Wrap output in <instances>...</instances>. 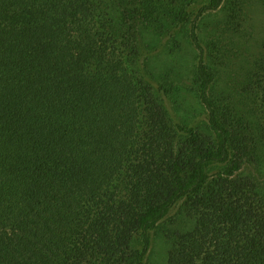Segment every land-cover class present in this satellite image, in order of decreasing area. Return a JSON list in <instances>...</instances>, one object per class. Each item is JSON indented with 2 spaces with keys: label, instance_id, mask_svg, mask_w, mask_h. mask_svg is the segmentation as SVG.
Segmentation results:
<instances>
[{
  "label": "trees",
  "instance_id": "16d2710c",
  "mask_svg": "<svg viewBox=\"0 0 264 264\" xmlns=\"http://www.w3.org/2000/svg\"><path fill=\"white\" fill-rule=\"evenodd\" d=\"M225 2L0 0V264H264V26L216 33L220 84Z\"/></svg>",
  "mask_w": 264,
  "mask_h": 264
},
{
  "label": "rangeland",
  "instance_id": "374dc122",
  "mask_svg": "<svg viewBox=\"0 0 264 264\" xmlns=\"http://www.w3.org/2000/svg\"><path fill=\"white\" fill-rule=\"evenodd\" d=\"M264 0H226L224 3V6L219 9L218 11H214L211 13H208L200 24V36L203 39L204 43H208L210 47V53L211 56H208V62L211 66H213L215 69H217L219 72V75L222 77L219 79L220 84H223V82L228 78V74H230V63L229 67L227 68L226 74L225 68L223 66V59H222V52L225 51L226 48L219 49L218 47H215L213 37L218 33L220 28H227L230 25L236 23L239 21L238 15L241 18V11L239 9L243 6L254 9L256 11H259L257 17L260 19L261 23L264 26V6L262 4ZM238 13V14H237ZM237 16V17H236ZM236 17V18H235ZM186 28L185 30H180L179 32V42H172L170 44V49L174 50H168V48L163 52L162 57L157 59V65L161 68V70H167L165 72V75L169 76L168 73H172L173 75L180 76L179 73H181L184 78L188 82L180 81L179 84L182 87V91H184L187 94V102L193 104L194 102V94L191 88V79L194 76V69H193V63H194V52L192 49V46L190 43H188V40L186 38ZM226 53H228V50L226 49ZM218 55V56H216ZM172 75V76H173ZM226 76V77H225ZM195 103V102H194ZM185 104L186 99H185ZM182 108L185 110H190L191 105H182ZM263 158V159H261ZM261 162L260 164L264 168V156H261ZM262 170V168H261ZM263 187V185H262ZM264 193V188H263ZM164 238H159L158 240L155 239L154 244L156 245L155 250L156 252L161 251V244L164 242Z\"/></svg>",
  "mask_w": 264,
  "mask_h": 264
}]
</instances>
